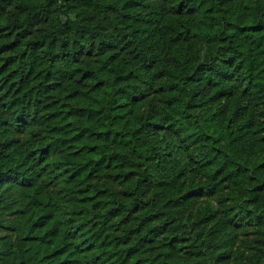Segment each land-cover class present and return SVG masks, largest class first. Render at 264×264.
<instances>
[{"label":"trees","instance_id":"1","mask_svg":"<svg viewBox=\"0 0 264 264\" xmlns=\"http://www.w3.org/2000/svg\"><path fill=\"white\" fill-rule=\"evenodd\" d=\"M0 264H264V0H0Z\"/></svg>","mask_w":264,"mask_h":264}]
</instances>
